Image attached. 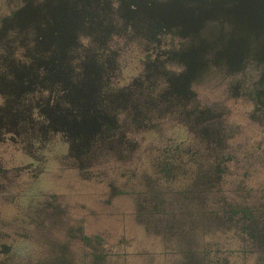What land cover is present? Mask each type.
<instances>
[{
	"label": "flooded vegetation",
	"instance_id": "obj_1",
	"mask_svg": "<svg viewBox=\"0 0 264 264\" xmlns=\"http://www.w3.org/2000/svg\"><path fill=\"white\" fill-rule=\"evenodd\" d=\"M0 264H264V0H0Z\"/></svg>",
	"mask_w": 264,
	"mask_h": 264
},
{
	"label": "rangeland",
	"instance_id": "obj_2",
	"mask_svg": "<svg viewBox=\"0 0 264 264\" xmlns=\"http://www.w3.org/2000/svg\"><path fill=\"white\" fill-rule=\"evenodd\" d=\"M121 217H119V219H120Z\"/></svg>",
	"mask_w": 264,
	"mask_h": 264
}]
</instances>
